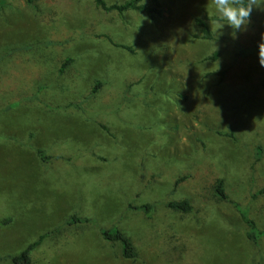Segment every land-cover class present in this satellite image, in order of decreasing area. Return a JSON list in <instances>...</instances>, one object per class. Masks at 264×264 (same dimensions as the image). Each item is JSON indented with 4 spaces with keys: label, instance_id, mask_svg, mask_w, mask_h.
<instances>
[{
    "label": "rangeland",
    "instance_id": "rangeland-1",
    "mask_svg": "<svg viewBox=\"0 0 264 264\" xmlns=\"http://www.w3.org/2000/svg\"><path fill=\"white\" fill-rule=\"evenodd\" d=\"M143 3L159 14L0 0V264L42 235L31 264H264V238L255 249L215 191L223 179L264 229V194L251 199L264 188V4L233 30L212 0ZM182 200L191 212L166 206ZM145 204L151 218L129 209ZM111 227L136 259L103 239Z\"/></svg>",
    "mask_w": 264,
    "mask_h": 264
},
{
    "label": "trees",
    "instance_id": "trees-1",
    "mask_svg": "<svg viewBox=\"0 0 264 264\" xmlns=\"http://www.w3.org/2000/svg\"><path fill=\"white\" fill-rule=\"evenodd\" d=\"M153 2H156L157 0H152ZM35 0H27V3L30 5H33ZM245 3H247V0H244ZM96 4L104 11L108 12H116L118 14H124L128 11H137L142 12L150 17L154 18L155 15L159 14V10L156 7H150L147 4L143 3V0H129L121 4H113L108 5L104 0H96ZM198 25L202 29L203 37L204 39L211 40L213 38L212 31L210 29L209 24L205 20H197ZM74 59L68 58L65 60L63 65L61 66L59 73L62 74L65 72L66 68L73 62ZM262 87L264 88V76L262 79ZM100 88V84L98 83L96 87L91 92V96L95 95L98 92V89ZM19 106V103L12 104L10 108H15ZM38 155L40 158L44 161H47L49 159L48 156L44 154L42 150H38ZM261 157V152L258 154V160ZM223 179H219L216 182V194L221 200H227L230 203L233 204V206L236 208L238 213L240 214L243 222L246 225V236L247 239L250 241V243L253 244L255 249L260 247V241L264 238V229H260L255 220L252 219L250 215V210L247 207H242L238 203L231 201L226 193L225 190V183H223ZM264 194V188L253 193L251 196L252 200L257 199L260 195ZM166 206L174 211L181 212V213H189L193 210V206L190 203L189 200H182V201H171L166 204ZM155 206L152 204H145L139 207H135L130 205V210H137L143 212L145 215L149 216V218L152 217V213L154 212ZM80 221L87 222V219H80V218H71L68 220V225H75L77 222ZM101 236L103 239L108 243H119L121 245L122 249V255L126 259H136L137 258V251L135 248V245L131 238L126 235L121 229L118 227H111V228H104L100 230ZM47 237V235H42L37 241L31 243L29 246H26L27 248L20 253L19 255L15 256H9L8 259L11 261L12 264H31V254L32 252L38 248V246L41 245L43 240Z\"/></svg>",
    "mask_w": 264,
    "mask_h": 264
},
{
    "label": "clouds",
    "instance_id": "clouds-1",
    "mask_svg": "<svg viewBox=\"0 0 264 264\" xmlns=\"http://www.w3.org/2000/svg\"><path fill=\"white\" fill-rule=\"evenodd\" d=\"M215 10L218 13L220 21H226L221 24L230 26L233 30H240L249 20L254 7H260L264 0H212ZM259 64L264 67V34L261 36V42L258 45Z\"/></svg>",
    "mask_w": 264,
    "mask_h": 264
}]
</instances>
